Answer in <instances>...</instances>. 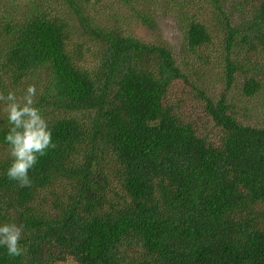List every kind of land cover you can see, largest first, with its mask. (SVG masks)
<instances>
[{"label": "trees", "instance_id": "16d2710c", "mask_svg": "<svg viewBox=\"0 0 264 264\" xmlns=\"http://www.w3.org/2000/svg\"><path fill=\"white\" fill-rule=\"evenodd\" d=\"M236 84L264 97V0H0V92L35 85L56 144L7 179L0 103L26 249L0 264H264V123Z\"/></svg>", "mask_w": 264, "mask_h": 264}, {"label": "clouds", "instance_id": "9594fccd", "mask_svg": "<svg viewBox=\"0 0 264 264\" xmlns=\"http://www.w3.org/2000/svg\"><path fill=\"white\" fill-rule=\"evenodd\" d=\"M36 96L35 85H28L21 96L11 90L7 95L0 92V103L3 104L2 110L6 113L9 126L4 137L11 160L6 176L20 187L31 186L29 172L49 149L56 148L48 121L41 115L40 109L34 106ZM23 232V224L0 225V247L6 249L8 257L18 258L25 254L26 249L20 244Z\"/></svg>", "mask_w": 264, "mask_h": 264}, {"label": "rangeland", "instance_id": "374dc122", "mask_svg": "<svg viewBox=\"0 0 264 264\" xmlns=\"http://www.w3.org/2000/svg\"><path fill=\"white\" fill-rule=\"evenodd\" d=\"M158 28L159 31L156 30L157 34H162L165 38H170L172 43L177 41V31L171 21L162 19ZM82 64L85 68H93L95 60L89 56H85ZM228 99L233 102L232 104H234L245 119L253 123H264V97L258 94L252 98H246L242 95L240 85L236 84V86L231 88L228 92ZM244 109L248 112L246 115L241 112ZM240 120H243V118L240 117Z\"/></svg>", "mask_w": 264, "mask_h": 264}]
</instances>
